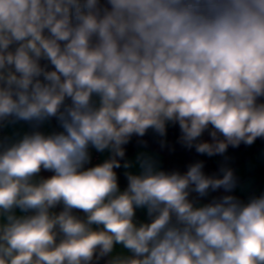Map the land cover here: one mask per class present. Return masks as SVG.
I'll return each instance as SVG.
<instances>
[{"label":"clouds","instance_id":"obj_1","mask_svg":"<svg viewBox=\"0 0 264 264\" xmlns=\"http://www.w3.org/2000/svg\"><path fill=\"white\" fill-rule=\"evenodd\" d=\"M258 140L264 0H0V264H264Z\"/></svg>","mask_w":264,"mask_h":264},{"label":"crops","instance_id":"obj_2","mask_svg":"<svg viewBox=\"0 0 264 264\" xmlns=\"http://www.w3.org/2000/svg\"><path fill=\"white\" fill-rule=\"evenodd\" d=\"M264 152V142L257 141L252 148H244L243 146L235 151L233 154L237 158V165L239 173L242 178L247 179L250 176L255 177V186L263 189L264 187V158L261 157V153ZM183 154L178 153L176 159H182ZM253 161L256 164L254 172H250L246 165V161ZM48 175V173H45Z\"/></svg>","mask_w":264,"mask_h":264},{"label":"trees","instance_id":"obj_3","mask_svg":"<svg viewBox=\"0 0 264 264\" xmlns=\"http://www.w3.org/2000/svg\"><path fill=\"white\" fill-rule=\"evenodd\" d=\"M132 151H133V149H132V147L130 146V147H129V152H132Z\"/></svg>","mask_w":264,"mask_h":264},{"label":"rangeland","instance_id":"obj_4","mask_svg":"<svg viewBox=\"0 0 264 264\" xmlns=\"http://www.w3.org/2000/svg\"><path fill=\"white\" fill-rule=\"evenodd\" d=\"M263 189H264V187H263Z\"/></svg>","mask_w":264,"mask_h":264}]
</instances>
